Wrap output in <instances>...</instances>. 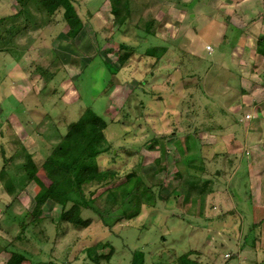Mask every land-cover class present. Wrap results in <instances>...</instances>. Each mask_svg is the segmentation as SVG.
I'll list each match as a JSON object with an SVG mask.
<instances>
[{"label":"rangeland","instance_id":"obj_1","mask_svg":"<svg viewBox=\"0 0 264 264\" xmlns=\"http://www.w3.org/2000/svg\"><path fill=\"white\" fill-rule=\"evenodd\" d=\"M73 5L82 23L74 38L63 9L47 15L34 3L29 23L16 21L24 31L7 35L11 21L0 30V264L14 252L28 259L21 264H131L134 254L145 264H235L224 256L231 243L264 246V81L259 64L240 67L252 62L253 47L238 50L254 30L239 15L232 20L229 0H129L118 16L109 0ZM19 10L14 0H0V19ZM150 47L166 48L157 63L145 55ZM128 52L117 74L118 58ZM87 107L108 123L115 156L102 155L99 166L119 174L106 187H84L87 197L95 192L97 210L110 212L109 227L89 210L81 214L92 219L87 228L59 222L60 207L51 201L34 218L38 185L21 189L13 180L9 195L5 183L24 175L29 156L40 165ZM132 172L153 198L109 200L106 190ZM36 176L50 184L43 170ZM215 191L227 204L210 197ZM21 222L28 224L19 236ZM96 244L109 259L87 257ZM260 256L244 261L262 263Z\"/></svg>","mask_w":264,"mask_h":264},{"label":"trees","instance_id":"obj_2","mask_svg":"<svg viewBox=\"0 0 264 264\" xmlns=\"http://www.w3.org/2000/svg\"><path fill=\"white\" fill-rule=\"evenodd\" d=\"M19 6L20 10L15 15L7 18L0 19V30L7 28L9 21L12 22L11 30L8 29L5 32L7 35L16 36L21 31H24L22 27L15 26L16 21L22 17L25 21L31 20V16L28 11L29 4H35L38 10L44 11L47 15H51L55 10L63 9V19L69 29L68 33L71 38H74L81 30L82 23L77 16L76 9L73 5V0H14ZM111 4V13L115 16L129 11V0H109ZM29 23V22H28ZM32 24V23H31ZM153 22L147 24V32L154 33V30L150 31ZM14 25V26H13ZM26 27V26H25ZM24 27V28H25ZM28 27V26H27ZM25 28L27 31L28 28ZM14 31V33H12ZM19 36V35H18ZM125 48V47H123ZM128 49V48H127ZM166 51V48L162 47H150L146 49V56L154 59L157 63L160 60V56ZM166 53V52H165ZM257 53L264 56V38L257 40ZM130 52L123 54L118 58L119 67L118 71L122 68L129 59ZM42 71V70H41ZM115 71V73L117 72ZM108 127V123L98 116L90 107L85 108L79 118L68 125L66 133L61 137L59 142L51 148L50 154L43 160L40 165H37L28 157V163L23 165L24 175L20 178H9L5 183V191L11 195L13 192V180L18 181L19 188L24 189L28 183L35 182L39 191L35 195V207L33 208L31 215L34 218H38L41 213V209L47 201H51L60 207L58 214V221L71 224L76 228H87L92 223V219H84L82 217V210H89L96 213L102 220L105 226L109 227L106 217L110 212L104 213L97 210L94 207V199L92 198L95 192L88 193V197L85 193V186L89 184H95L100 187H106L115 182L119 178V174L114 169H101L98 163V159L102 155H110L113 159L112 145L106 140L104 131ZM172 135H170L171 137ZM166 138V137H165ZM156 143L157 138H152ZM171 139V138H170ZM169 153V149H164ZM175 160H168L172 163ZM43 170L46 177L50 181L48 186L44 185L36 176L38 170ZM5 172L3 166L0 173ZM125 180L121 183L107 189V196L112 202H116L120 197L119 204H128L133 198H139L140 195H148L150 199L153 198V194L147 193V187L135 172L127 174ZM142 185V191L138 190ZM113 212V210H112ZM134 216L129 215L127 218ZM26 222L19 224L20 230L18 235L20 236L27 229ZM104 245L96 244L89 247L86 250L88 258H92L93 261L98 262L101 259H109L110 254L98 255V248H103ZM188 252L183 254L179 259L181 262L187 258L189 260ZM141 260L138 259V257ZM186 259V260H187ZM28 260L21 253H11L9 259L5 264H21ZM131 264H145L143 262L142 255L134 254ZM182 264H198L196 261H186Z\"/></svg>","mask_w":264,"mask_h":264},{"label":"crops","instance_id":"obj_3","mask_svg":"<svg viewBox=\"0 0 264 264\" xmlns=\"http://www.w3.org/2000/svg\"><path fill=\"white\" fill-rule=\"evenodd\" d=\"M229 1H230V4L233 5V7L231 8V10H226V12L227 13H230L232 20H233V18H236V16L239 15V16L242 17V19L244 21L247 22L244 25L247 26V27H249V30L250 29H253L254 30V35H253V37H251V39L249 37L248 38L245 37L242 40H240L241 42L238 44V50L241 49V50H243V52H245L248 49V47H253V49H251V51L249 52V57H251V61L252 62L251 63H245L244 66H240V67L241 68H244V70L250 71V69L252 67H254V66H256V65L259 64L260 65L259 66V69L261 68V80L263 82L264 81V56H262L259 53H257V40L259 38H264V24H263V21H255V18H256L255 13H259L261 15V19H264V15L262 13V8H261V0H240V3L239 4H235L234 3L235 5L232 3V2H234V0H229ZM258 6H259V9H257ZM247 27L244 28V30H241V34L242 35L249 33V31H246ZM256 28L258 29L257 30V33L255 32V29ZM246 38H247V40H245ZM237 43H238V41H237ZM234 47H236V46H234ZM241 58L242 59H245V55L243 54L241 56ZM241 62H243V61H239V64ZM120 69L118 70L117 74L120 73ZM248 83H249V81H248ZM263 84H264V82H263ZM243 88H244V86H243ZM261 88H262L261 91L262 90L264 91V85ZM246 90L247 89H245V91ZM247 92L248 91H246V94H247ZM242 93L245 95L244 91ZM249 167H251V166L249 165ZM262 170L264 171V169L261 168V172H259L258 175H260L262 173ZM255 173L256 172H253L251 170L252 177L254 176ZM258 179H259V181H261V190L258 191V193L261 194L264 191V183L262 182L263 179H264V176H262L261 178H258ZM215 192H217V191H215ZM215 192H213L210 195V197L215 196L214 198H216V199H218V197H219V199H222V201L225 204H227V197H222V195L220 196V194L218 193L220 191H218L216 194H215ZM263 208H264V206L262 207V210H263ZM261 228H264V218L261 219ZM257 239H260V237L257 238ZM233 243L230 244L233 247L232 252L231 253H226L224 255L225 258L227 259L226 261H229L232 258H236L237 259V263L235 262V264H246L247 261H248V258L254 260V258L256 259V256H259V253H261V256L259 257V259H262V263H257L256 262L255 264H264V246H261V247L260 246H257L256 243H254L253 245H249V244H247V240L246 239L243 241L242 245H238L237 247ZM235 248H236V250L234 251ZM257 252H258V254H257ZM227 254H230L229 257H226ZM245 259L247 260L246 262L244 261ZM250 264H252V262Z\"/></svg>","mask_w":264,"mask_h":264},{"label":"built area","instance_id":"obj_4","mask_svg":"<svg viewBox=\"0 0 264 264\" xmlns=\"http://www.w3.org/2000/svg\"><path fill=\"white\" fill-rule=\"evenodd\" d=\"M261 8H262V13L264 15V0H261ZM207 50L208 51H212L211 47H209V46L207 47ZM245 118L248 119V120H250L252 118V116L251 115H246Z\"/></svg>","mask_w":264,"mask_h":264}]
</instances>
